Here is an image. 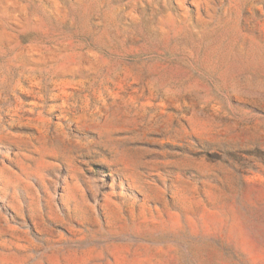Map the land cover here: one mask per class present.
<instances>
[{"label":"rangeland","instance_id":"1","mask_svg":"<svg viewBox=\"0 0 264 264\" xmlns=\"http://www.w3.org/2000/svg\"><path fill=\"white\" fill-rule=\"evenodd\" d=\"M0 264H264V0H0Z\"/></svg>","mask_w":264,"mask_h":264}]
</instances>
